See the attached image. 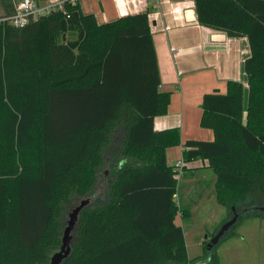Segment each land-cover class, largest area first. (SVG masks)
<instances>
[{"label": "trees", "instance_id": "obj_1", "mask_svg": "<svg viewBox=\"0 0 264 264\" xmlns=\"http://www.w3.org/2000/svg\"><path fill=\"white\" fill-rule=\"evenodd\" d=\"M1 1L13 14L12 0ZM62 1L23 27L0 23V264H48L62 244L66 205L93 193L108 165V200L82 210L62 264L196 261L178 223L191 207L178 204V171L167 161L180 132L154 128L170 92L159 89L149 13L99 23L76 0ZM194 1L201 25L245 36L250 47L247 104L238 80L206 93L201 123L214 139L183 150L184 161L207 159L216 175L227 213L211 237L233 208L247 209L222 241L243 219L264 218L253 209L264 206V0ZM210 240L202 259L215 264Z\"/></svg>", "mask_w": 264, "mask_h": 264}, {"label": "crops", "instance_id": "obj_2", "mask_svg": "<svg viewBox=\"0 0 264 264\" xmlns=\"http://www.w3.org/2000/svg\"><path fill=\"white\" fill-rule=\"evenodd\" d=\"M19 1L12 0V3L15 6ZM35 1L46 4L60 0ZM76 1L84 13L94 14L99 23L139 12L149 13L161 77L159 89L170 92L168 112L155 117L154 128L157 131L179 129L180 144L167 148V161L174 169L177 161H184L187 141L214 139L213 130L201 123L206 93H225L228 82L238 80L244 85V102L247 104L248 83L243 70L244 61L250 54L247 37L229 36L225 31L201 25L194 0H160L159 3L153 0ZM5 15L0 0V17ZM184 166L186 168L179 177V183L182 176L189 177L187 187L184 182V199L180 196V186L175 197H181L185 203L189 200L194 210L199 206L208 207L216 198V175L208 160L184 161Z\"/></svg>", "mask_w": 264, "mask_h": 264}, {"label": "rangeland", "instance_id": "obj_3", "mask_svg": "<svg viewBox=\"0 0 264 264\" xmlns=\"http://www.w3.org/2000/svg\"><path fill=\"white\" fill-rule=\"evenodd\" d=\"M246 92L248 100V87L246 88ZM104 171L105 172L102 173L96 184L94 192L87 196L91 199L89 205H98L108 200L110 185L114 178L112 166L108 165ZM188 178L189 177L186 178L185 176L180 178V196L183 199L185 195L184 182H186L187 187ZM181 197H175L178 204L182 207L190 206L192 209L190 219L182 221L189 257L192 260H196L189 264H197L201 261H206L208 263L210 260L209 258H206V260L202 259L206 243L202 241L212 238L211 236L215 233V229H217L218 225L221 223L220 221L223 217L225 218L227 210L218 203L216 198L211 200L208 207L199 206L198 209L194 210L192 207L193 204L189 203V200L185 203ZM83 198L86 197L75 196L73 202L66 205L67 218L65 225L69 219V213ZM179 220L181 221V218H179ZM80 222L81 214L72 232L73 242L76 239V230ZM231 232L233 233L231 236L223 239L213 250L212 248L210 249L212 250V254L215 252V264H264V218L253 217L243 219Z\"/></svg>", "mask_w": 264, "mask_h": 264}, {"label": "water", "instance_id": "obj_4", "mask_svg": "<svg viewBox=\"0 0 264 264\" xmlns=\"http://www.w3.org/2000/svg\"><path fill=\"white\" fill-rule=\"evenodd\" d=\"M91 199L89 197L83 198L80 202L73 208V210L69 213V219L67 220V224L65 225L63 235H62V244L59 250L55 251L48 264H62L72 253V242L73 235L72 232L79 220V216L82 210L90 204ZM253 209L264 210V206L253 207ZM247 209H244L242 212H238L235 208H233V216L224 221L219 227L217 233L211 238L208 248L209 250L213 248V246L217 245L221 239L225 236V234L233 227L239 220L240 215L245 213ZM206 261L198 262L197 264H205Z\"/></svg>", "mask_w": 264, "mask_h": 264}, {"label": "built area", "instance_id": "obj_5", "mask_svg": "<svg viewBox=\"0 0 264 264\" xmlns=\"http://www.w3.org/2000/svg\"><path fill=\"white\" fill-rule=\"evenodd\" d=\"M155 3H159L160 0H153ZM23 0H20L16 5H19L20 3H22ZM34 4L35 7L37 9V11L33 12L31 15H28L26 17V19L28 20V22L32 19V18H37L39 17L41 12H43V14H47L50 13L51 11L54 10H60L63 9L64 6V1L60 0L58 2H54V3H46V4H40L37 1L34 0ZM19 17L17 16V10H16V6H15V11L13 14L8 15V16H2L0 17V23L1 22H8L9 24H12L15 26V24L13 23L14 20L18 19ZM176 170L178 171L177 177L179 178L181 176V174L183 173V167H184V161L183 160H179L176 162L175 164Z\"/></svg>", "mask_w": 264, "mask_h": 264}, {"label": "clouds", "instance_id": "obj_6", "mask_svg": "<svg viewBox=\"0 0 264 264\" xmlns=\"http://www.w3.org/2000/svg\"><path fill=\"white\" fill-rule=\"evenodd\" d=\"M15 6L17 10V16L19 17L18 19L13 21L16 27L25 26L28 23V20L26 19V17L28 15H31L33 12L37 11L35 4H34V0H23L22 3H20L19 5H15ZM40 14H43V12H41Z\"/></svg>", "mask_w": 264, "mask_h": 264}, {"label": "flooded vegetation", "instance_id": "obj_7", "mask_svg": "<svg viewBox=\"0 0 264 264\" xmlns=\"http://www.w3.org/2000/svg\"><path fill=\"white\" fill-rule=\"evenodd\" d=\"M256 208V207H255Z\"/></svg>", "mask_w": 264, "mask_h": 264}]
</instances>
